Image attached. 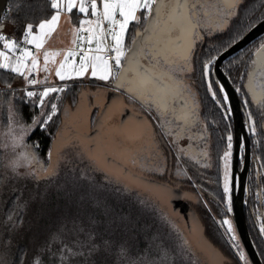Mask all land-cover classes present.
<instances>
[{
	"label": "snow or ice",
	"instance_id": "1",
	"mask_svg": "<svg viewBox=\"0 0 264 264\" xmlns=\"http://www.w3.org/2000/svg\"><path fill=\"white\" fill-rule=\"evenodd\" d=\"M242 6V0H47L37 5L40 18L27 22L19 38L6 35L5 24L0 23V69L23 77L28 86L17 89L6 77L0 88V191L15 196L8 201L12 210L6 212L0 225V264H71L77 257H92V264H108L111 256L116 257V264H161L168 259L167 247L155 256L150 250H138L134 256L121 230L129 216L117 208L129 201L144 205L146 194L160 203L169 200L167 184L143 179L149 164L144 157V144L150 142L146 138L154 136L155 122L164 130L162 135L174 137L170 143L177 145V152L186 154L178 142L185 132L189 141L193 139L188 125L201 124L207 129V122L200 118L199 95L189 79L195 75L197 63L215 103L223 107L218 91L224 93V101L229 99L223 85L214 88L211 79L215 63L228 48L210 46L205 50L202 44L214 33L228 29L232 18H239ZM65 13L71 24V46L46 48ZM245 17L228 47L264 22V14L253 19L252 13L245 11ZM214 50L218 54H211ZM41 51L44 72L51 74L52 61L61 84L49 86L47 75L43 81L31 75L40 70ZM59 56L62 59L57 62ZM86 74L104 86L94 92L81 91L78 97L67 95L72 87L67 81ZM246 75L243 104H256L264 119V39L249 49ZM25 103L31 105L30 123L23 114ZM173 120L181 123L173 124ZM248 126L251 133H257L250 107ZM37 129L47 133L50 141L43 155L38 140L29 142ZM232 140L229 131L219 157L228 212L232 211ZM154 170L164 169L156 166ZM21 182L25 189L32 184L37 191L25 197L24 190L15 187ZM53 189L79 193V200L94 210L89 215L91 227L74 219L71 239L65 225L35 249L14 243L13 233L23 225L21 213ZM165 218L177 233L174 260L178 257L181 264L184 260L190 264H228L198 228H182L167 213ZM219 223L226 226L225 235L232 241L230 247L237 250L239 261L251 264L236 242L232 220L225 215ZM259 231L264 234V222Z\"/></svg>",
	"mask_w": 264,
	"mask_h": 264
},
{
	"label": "trees",
	"instance_id": "2",
	"mask_svg": "<svg viewBox=\"0 0 264 264\" xmlns=\"http://www.w3.org/2000/svg\"><path fill=\"white\" fill-rule=\"evenodd\" d=\"M46 2L47 0H10L9 7L6 11L8 17L7 19L4 18L1 22L5 24L4 29L15 35H21L23 27L27 22L40 18L41 13L37 10V5L39 3L46 4ZM18 4L22 5L19 9L16 7ZM242 5L239 18L233 17L228 29L222 32H216L210 38L206 39L202 44L203 49L207 50L210 46H214L215 49H222L223 47L229 48L230 38L239 27L240 21H246L247 19L245 17V11L251 12L253 19H258L261 14H264V0H245ZM10 7L11 12L9 13ZM247 32H244L243 35ZM263 38L264 34L224 61V71L229 78L231 77V79L235 81V77L238 78V76L243 75L244 79V72L246 69L242 70L241 66L248 67L249 49L253 48L254 45H258ZM211 54L216 55L218 53L214 50ZM195 67L197 90L202 102L201 109L205 114V119H208V113H211L212 110L214 113V150L216 151V155H219L223 153L226 147L228 132L230 131L231 134H233V124L232 121L228 123L224 120L223 118H225V116L221 118L223 115L221 106L216 104L211 94L207 92L206 82L201 78L199 64L197 63ZM6 77L9 82L13 84V87L23 89L18 87L22 84V79L18 77V75L6 72L3 69H0V88L4 87L3 81ZM211 79L214 81V88L218 89L220 85L218 84L213 70ZM68 83L72 85V87L66 94L73 97H78L81 91L94 92L97 87L104 86L102 82L94 79H79ZM19 94L22 95L23 93L20 92ZM218 94L223 95V92L218 91L217 96ZM61 95L63 96L65 94ZM22 109L25 119L30 123V116L32 114L31 105L25 103L22 105ZM36 140L40 142L41 155H43L50 142L47 133L37 129L30 135L29 142ZM195 180L197 186L194 183L192 185L197 193H192L191 199L205 225L207 236L223 251L228 264H243V261H239L238 259L237 250L230 247L232 241L225 235L226 226L221 227L219 223L226 215L232 220L233 227L236 230L234 218L229 215L226 210V204L223 202L222 170L219 164L216 163L213 169H199L195 175ZM15 187L22 188L25 197L37 191L32 184H28L25 189L23 182L16 184ZM43 187L44 186L41 185V192H43ZM143 198L145 199L144 205L135 201H129L117 208V212L129 216L128 223L122 225L121 230L122 234L129 239L132 245L133 255H137L138 250H150L153 256H155L161 248L167 247L169 249L168 259L162 261L161 264H181L178 257L175 260L172 258V251L178 244V238L169 220L165 218V213L182 228L187 225L184 216L177 213L169 201L160 203L154 197L149 199L147 194ZM14 199L15 196L10 197L8 191H0V225H2L6 212L12 210V204L8 203V201ZM247 210L246 217L248 218ZM93 211L94 210L87 202H81L79 200V193L77 192L69 193L66 191L56 192L54 189L50 190L43 200L37 199L34 203H30L28 209L21 213L23 216V225L13 233V241L28 249H35L42 245L38 242L39 237H44V234L52 231L54 228H59L67 224L68 221L72 223L75 219L78 224L79 221L82 220L85 226L91 227L89 215ZM249 231L264 263V239L260 238L257 228H251L249 225ZM185 233H187V229H185ZM236 237V242L239 244L240 248L245 251L237 231ZM92 259V257H88L87 259L84 257H77L73 259L72 262L76 264H83L84 262V264H92ZM108 264H116V257H108ZM119 264H125V262L120 261ZM183 264H190V261L184 260Z\"/></svg>",
	"mask_w": 264,
	"mask_h": 264
},
{
	"label": "flooded vegetation",
	"instance_id": "3",
	"mask_svg": "<svg viewBox=\"0 0 264 264\" xmlns=\"http://www.w3.org/2000/svg\"><path fill=\"white\" fill-rule=\"evenodd\" d=\"M244 1L245 0H243L242 3ZM247 68L248 67L241 66L242 70L246 69V71L244 72V76H245L244 79L241 78V75L238 76V78L235 77V81H233L230 77V80L234 85L236 89V93L242 104V117L245 125V130L241 132V136H240L241 140H240L239 155L237 159L238 169L236 172L237 173L236 182L238 189L240 183V174L243 172L248 158V167L247 170L245 171V216H247L246 210L248 209L247 210L248 218L246 217L248 229H249V225L251 228H257L260 238L264 239V234L260 233L259 231L260 223L264 222V131H261V127L264 126V119L261 118L260 111L258 110V106L256 104H251L248 107H246L243 104V96L246 93V90L244 89L243 86L247 82V75H246ZM213 72H214V67H213ZM189 79L193 82L192 86L194 90L198 93L196 72L195 75L191 76ZM218 84L221 85L219 81ZM238 87L241 89V91H237ZM224 92H226L225 89ZM222 97L223 95H219V94L217 96L218 99H221V103L223 104V107H221L223 112L221 118L225 116V112L227 111V109L229 107L231 108L230 99L224 101ZM249 99H251L250 94H249ZM199 101L201 105L202 102L200 98ZM249 107L251 108L253 115L255 116V119L257 121V133L255 134L250 132L248 126ZM201 108H200V118L202 121L207 122L208 127L205 130L201 124H197L195 126L191 124L188 125V127L192 130L193 139L189 141L188 133L185 132L182 133V137L178 142L181 146L185 148L186 154H179L177 152V145L175 143H170V141H172L174 137L169 135H162L161 133H163L164 130L159 126V124L155 122H154L155 134L152 137L146 138V141L150 140V142H145L144 144V157L149 161L148 167L144 169L145 170L144 175L154 178L156 180L167 182L173 186L180 185L181 188L185 192H187L186 200L194 207V209L195 206L192 203L191 197H192V193H197V191L194 190L192 184L194 183L197 186L195 175L197 174L198 170L204 168L213 169L217 163L219 164V167L223 172L222 163L219 159V157L222 154L216 155V151L214 150L215 121H214L213 110L211 113H208V119H205V114L203 113V110ZM138 110H140L139 106H138ZM151 115L155 116L156 114L152 113ZM223 119L226 120L228 123H231L232 121L233 124V134H232L233 147H232V157H231V175L233 178V172L235 166V146L237 144V140H236V131H235L232 108L231 111H227V116ZM177 123H181V122L173 120V124H177ZM200 133H203V135H200ZM256 141H259V143H255ZM204 152H207V155H204ZM177 156H179V159H177ZM193 156L196 157L195 160L192 159ZM153 161L155 163H153ZM156 166H159L164 170L155 171L154 168ZM175 211L179 213L177 209Z\"/></svg>",
	"mask_w": 264,
	"mask_h": 264
},
{
	"label": "water",
	"instance_id": "4",
	"mask_svg": "<svg viewBox=\"0 0 264 264\" xmlns=\"http://www.w3.org/2000/svg\"><path fill=\"white\" fill-rule=\"evenodd\" d=\"M9 1L10 0H0V23L5 17L6 11L9 7ZM262 34H264V22L256 24V26L254 28H251L243 36L241 40L237 41V43L233 44L230 48H228L226 52H223V54L220 55L219 60L214 65L215 76L217 80L221 83V85H223L225 91L229 96L230 105L234 117L235 131H236L237 144L235 146V166L233 172V190H232V209L234 211V223L238 231L240 240L252 264H263V262L252 241L245 216V171L247 170L248 167V158L245 164V168L243 172L240 174V183L238 189L236 182V176H237L236 172L238 169L237 159L239 155L240 140H241L240 136H241V132L245 130V125L242 117V104L236 93V89L234 85L232 84L230 78L223 69V63L229 56L243 49L248 44H250L254 39H256ZM108 95L111 97L113 93L109 92ZM143 179L145 181H148L149 183L155 181L156 183L167 184L170 189V198L168 201L172 204L174 210L177 209L179 213L184 216L187 227L192 228L193 226H195L196 228H198L200 230V234L202 235L203 239L208 241L221 254V256L226 257L223 251L219 247H217L207 236L206 228L200 215L194 209V207L186 200L187 192H185L180 185L173 186L167 182L156 180L146 175H144Z\"/></svg>",
	"mask_w": 264,
	"mask_h": 264
},
{
	"label": "rangeland",
	"instance_id": "5",
	"mask_svg": "<svg viewBox=\"0 0 264 264\" xmlns=\"http://www.w3.org/2000/svg\"><path fill=\"white\" fill-rule=\"evenodd\" d=\"M243 1V0H242ZM65 24H69L70 25V29H71V24L67 21V14H65ZM61 21V20H60ZM63 22H59V26H58V29L57 31L53 34V36L51 38H49V40L46 42V48H49V49H63L62 47H65V46H68V45H71V38L66 40L65 37H62L63 35ZM57 59V62L62 59V56H59L56 58ZM77 59V62H78V57L76 58ZM43 52L41 51L40 53V70L39 72L37 73H32V74H35L38 78H41L44 80V77L47 75L48 77V81H51L50 83H54L50 86H55V85H58V84H61V82L59 81V78L55 76L54 72H55V67H56V64H54L52 61H49V67L50 69L52 70L51 71V74H48V73H45L44 70H43ZM31 74V75H32ZM85 76H89V79H93L90 74H86ZM20 77V76H18ZM23 81V77H20ZM76 79H84L83 78H76V77H73L71 78L70 80L68 81H71V80H76ZM67 81V82H68ZM3 128H2V125H0V131H2ZM227 210V209H226ZM229 213V212H228ZM230 215V214H229ZM66 225V231L68 232L69 234V238L71 239L74 235H75V231L73 229V225L70 221L67 222V224H64L63 226L61 227H64ZM59 227V228H61ZM58 228H54L52 231L44 234V237H39L38 238V242L43 244L49 237V234L56 231ZM44 241V242H43ZM247 254V253H246ZM249 258V257H248ZM250 260V258H249ZM251 261V260H250ZM85 263V262H84ZM83 263V264H84ZM50 264H51V261H50ZM71 264H76L74 262H71ZM252 264V263H251Z\"/></svg>",
	"mask_w": 264,
	"mask_h": 264
},
{
	"label": "crops",
	"instance_id": "6",
	"mask_svg": "<svg viewBox=\"0 0 264 264\" xmlns=\"http://www.w3.org/2000/svg\"><path fill=\"white\" fill-rule=\"evenodd\" d=\"M66 14V13H65ZM65 14L62 16V18H61V21L60 22H63L64 24H63V35H62V37H65L66 38V40H68V39H72V33H71V29H70V25L69 24H65L66 22H65V19H64V17H65ZM8 31V30H7ZM22 35V34H21ZM20 36V35H19ZM71 45H68V46H65V47H62L63 49H66V48H68V47H70ZM0 47H3V44H2V42H1V44H0ZM11 55V54H10ZM33 76H35L36 78H38L35 74H32ZM39 80H41V81H43V79H41V78H38ZM76 80H79V79H76ZM82 80V79H81ZM83 80H89V76H85L84 77V79ZM71 81H73V80H71ZM22 83H26L25 81H21ZM51 81H48V83H50ZM68 82H70V81H68Z\"/></svg>",
	"mask_w": 264,
	"mask_h": 264
},
{
	"label": "built area",
	"instance_id": "7",
	"mask_svg": "<svg viewBox=\"0 0 264 264\" xmlns=\"http://www.w3.org/2000/svg\"><path fill=\"white\" fill-rule=\"evenodd\" d=\"M3 31H4V33H5L6 35H9V36H15V37H17V38L21 37V35H20V36H19V35H15V34H13V33L9 32V31H7V30H5V29H3ZM52 84H54V83H48L49 86L52 85ZM18 87H19V88H24V87H28V86L26 85V83H22V84L19 85ZM229 214H230V216H231L232 218H234V211H233V209H232L231 212H229Z\"/></svg>",
	"mask_w": 264,
	"mask_h": 264
}]
</instances>
